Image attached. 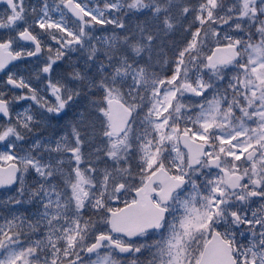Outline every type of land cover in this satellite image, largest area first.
Returning a JSON list of instances; mask_svg holds the SVG:
<instances>
[{
    "label": "snow or ice",
    "instance_id": "obj_1",
    "mask_svg": "<svg viewBox=\"0 0 264 264\" xmlns=\"http://www.w3.org/2000/svg\"><path fill=\"white\" fill-rule=\"evenodd\" d=\"M0 264H264V0H0Z\"/></svg>",
    "mask_w": 264,
    "mask_h": 264
}]
</instances>
